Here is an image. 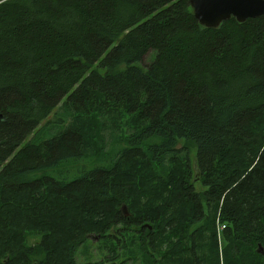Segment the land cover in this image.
<instances>
[{
	"label": "trees",
	"instance_id": "trees-1",
	"mask_svg": "<svg viewBox=\"0 0 264 264\" xmlns=\"http://www.w3.org/2000/svg\"><path fill=\"white\" fill-rule=\"evenodd\" d=\"M0 115V264H264V16L0 0Z\"/></svg>",
	"mask_w": 264,
	"mask_h": 264
},
{
	"label": "water",
	"instance_id": "water-1",
	"mask_svg": "<svg viewBox=\"0 0 264 264\" xmlns=\"http://www.w3.org/2000/svg\"><path fill=\"white\" fill-rule=\"evenodd\" d=\"M188 2L195 18L205 28H218L232 18L244 23L248 19L264 16V0H188ZM198 178L199 176H196L194 182ZM259 252L263 253V250Z\"/></svg>",
	"mask_w": 264,
	"mask_h": 264
},
{
	"label": "rangeland",
	"instance_id": "rangeland-1",
	"mask_svg": "<svg viewBox=\"0 0 264 264\" xmlns=\"http://www.w3.org/2000/svg\"><path fill=\"white\" fill-rule=\"evenodd\" d=\"M153 57H154V53L153 52H150L144 59H143V61L142 62H140V63H138V64H136L137 66H139L140 68H142V69H145L150 63H151V61H152V59H153ZM125 68V66H122L121 68H120V70H123ZM93 69H96L97 71H99V73H101V74H104L105 73V70H103V69H99L97 66H94L93 67ZM45 124V122H43L42 123V125H44ZM125 132V131H124ZM115 144V142L113 143V141H110L109 142V144H108V147L109 148H111V146L113 147V145ZM117 145H118V143H117ZM183 145V142H180L179 143V145H178V147H180V146H182ZM188 147H189V149H190V160H191V164H192V169L194 170V172L196 171V166H195V154H196V151H197V148H196V146H193V145H188ZM82 164H84V162H82V161H80V162H77V163H75L74 165L75 166H80V165H82ZM67 167H69L68 165H66V167H64L63 168V166H60V168H55V169H51V170H47L46 171V174L47 175H52L53 177H55V178H59V179H61V178H65V177H72V176H74L75 175V170L74 171H69V172H67V169H65V168H67ZM74 168V167H73ZM196 189L198 190V191H201V190H203L204 188L201 186V184L198 182V183H196ZM122 212L124 213V214H127L128 212H127V209L126 210H123L122 209ZM32 232V231H31ZM94 236H96L95 235V233H89V241H88V243L85 245L87 248L89 247V251H88V253H92L93 255H94V257H93V260H95V261H100V260H102L103 258H102V255H100V253L102 252V251H100L97 247H98V245H96V244H94V243H92V237H94ZM41 235H39L38 233H36V232H32V234H30L29 235V237H28V239H27V243H28V245H30V246H32V245H34L35 243H37V242H39L40 240H41ZM96 238V237H95ZM99 242V240H98V238L96 239V242L95 243H98ZM95 246H97V247H95ZM84 252V248H82L81 249V252L79 253V258H78V260H79V263L80 264H84L85 262H86V259L85 258H87V256L83 253ZM94 253H96V254H94ZM85 256V257H84Z\"/></svg>",
	"mask_w": 264,
	"mask_h": 264
},
{
	"label": "built area",
	"instance_id": "built-area-1",
	"mask_svg": "<svg viewBox=\"0 0 264 264\" xmlns=\"http://www.w3.org/2000/svg\"><path fill=\"white\" fill-rule=\"evenodd\" d=\"M224 229H225V226H223V225H222V226H219V227H218V233H220V232H221L222 230H224Z\"/></svg>",
	"mask_w": 264,
	"mask_h": 264
}]
</instances>
